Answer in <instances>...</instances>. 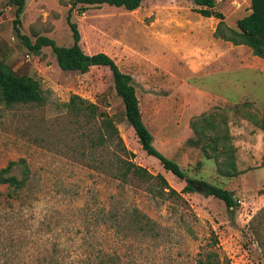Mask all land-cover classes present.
I'll list each match as a JSON object with an SVG mask.
<instances>
[{
    "label": "rangeland",
    "instance_id": "1",
    "mask_svg": "<svg viewBox=\"0 0 264 264\" xmlns=\"http://www.w3.org/2000/svg\"><path fill=\"white\" fill-rule=\"evenodd\" d=\"M70 2L26 0L20 33L69 45L65 14ZM248 7L249 0H220L214 8L233 27ZM193 8L191 0H141L131 11L76 4L70 21L84 53L102 51L132 77L141 119L156 150L187 177L230 190L237 202L230 210L197 192L181 193L182 200H160L145 183L121 184L111 176L109 165L122 159L160 173L176 191L184 184L140 148L107 67L62 71L49 47L32 54L14 34L13 8L0 0V58L16 74L37 79L45 96L43 104L0 107V167L23 158L29 169L18 197L0 185V264H41L50 254L82 264L101 252L122 264H196L208 250L230 264H264L249 229L251 218L264 207V132L244 117L264 112V58L244 45L211 38L209 29L217 19L191 22ZM71 94L111 117L126 151L114 138L99 140L98 118L76 117L66 109ZM210 110L227 119L236 176L217 174L214 161L187 141L194 138L190 120ZM132 206L156 222L158 236H142L131 228L124 208ZM108 209L119 215L112 227L104 216ZM260 232L264 241V218Z\"/></svg>",
    "mask_w": 264,
    "mask_h": 264
},
{
    "label": "trees",
    "instance_id": "2",
    "mask_svg": "<svg viewBox=\"0 0 264 264\" xmlns=\"http://www.w3.org/2000/svg\"><path fill=\"white\" fill-rule=\"evenodd\" d=\"M141 0H71L65 14V23L70 31L71 42L67 46L57 45L53 39L45 35H34L31 40L27 35L20 33V14L24 7V0H5L6 4L13 8L11 25L15 36L21 44L32 54L37 55L42 47H49L56 65L62 71H77L84 73L90 66H105L110 72L112 87L115 95L120 99L123 107V116L131 127L140 148L146 155L155 157L161 167L169 171L175 177L184 181L180 190L176 191L169 186L160 173L151 174L131 160H122L114 165H109L108 173L121 184L129 183V180H137L147 184L148 192L159 198L182 200L181 193L197 192L203 196H211L220 200L226 209L237 206L233 193L221 186L211 184L204 180L187 177L180 167L170 159L165 158L152 145L153 137L141 119L138 100L132 85V77L121 71L114 60L102 51L91 54L84 53L79 45V33L76 24L70 21L71 9L76 4L82 6H109L123 8L131 11L137 8ZM193 11L204 17L217 19L212 37L231 43L232 45H244L250 53L259 58H264V0H249V12L235 20L231 27L224 22L221 12L215 10V0H191ZM45 96L37 79L26 74H16L12 68L0 58V107L12 108L18 105L43 104ZM66 109L72 115L79 117L87 115L90 119L98 118L99 140L110 143L113 138L117 144L126 151L118 134L117 128L111 117L104 111L98 110V106L87 101L77 94H71L64 103ZM217 109V108H214ZM231 109V108H230ZM251 123L264 132V112L260 116L253 113L244 115ZM220 125V126H219ZM189 128L194 138L187 141L199 148L205 158H211L215 164L217 174L224 177H233L239 173L235 161V147L230 142L227 119L215 111H202L189 122ZM98 141V139H97ZM95 144V141H93ZM133 156V153H128ZM260 164L264 166V149L260 155ZM16 168V173L14 170ZM29 178V169L23 158L9 160L0 167V185H4L15 196H19L26 187ZM11 193H6L11 194ZM12 195V194H11ZM107 212V213H106ZM105 212L106 222L109 226L117 224L118 213L108 209ZM124 213L129 217L131 228L142 236L156 237L157 224L136 206L124 208ZM264 218V207L251 218L249 229L256 239L258 247L264 254V241L261 239L260 224ZM41 264H72L70 261L59 260L54 254H50ZM82 264H122L104 253L96 254L93 259H88ZM196 264H230L226 257H221L216 251H205Z\"/></svg>",
    "mask_w": 264,
    "mask_h": 264
},
{
    "label": "crops",
    "instance_id": "3",
    "mask_svg": "<svg viewBox=\"0 0 264 264\" xmlns=\"http://www.w3.org/2000/svg\"><path fill=\"white\" fill-rule=\"evenodd\" d=\"M25 1L26 0H24V3H25ZM160 1H166V0H160ZM198 17H203V18H211V17H204V16H201V15H199L197 12H195V11H192L191 12V15L189 14L188 15V19H190L189 21H191L192 22V19L194 20V19H197ZM216 22V21H215ZM212 31H213V26H211L210 27V29H209V32H210V36H211V38H213V39H215V40H220V39H217V38H214V37H212V35H211V33H212ZM220 41H222V42H226V41H223V40H220ZM226 43H229V42H226ZM231 44V43H230ZM232 45V44H231Z\"/></svg>",
    "mask_w": 264,
    "mask_h": 264
},
{
    "label": "built area",
    "instance_id": "4",
    "mask_svg": "<svg viewBox=\"0 0 264 264\" xmlns=\"http://www.w3.org/2000/svg\"><path fill=\"white\" fill-rule=\"evenodd\" d=\"M215 1H220V0H215Z\"/></svg>",
    "mask_w": 264,
    "mask_h": 264
}]
</instances>
